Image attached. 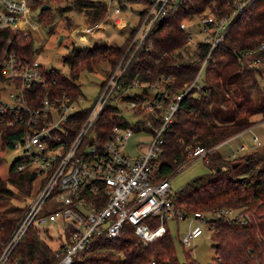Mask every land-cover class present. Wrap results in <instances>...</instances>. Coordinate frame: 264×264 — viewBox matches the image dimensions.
I'll list each match as a JSON object with an SVG mask.
<instances>
[{
  "label": "trees",
  "instance_id": "obj_1",
  "mask_svg": "<svg viewBox=\"0 0 264 264\" xmlns=\"http://www.w3.org/2000/svg\"><path fill=\"white\" fill-rule=\"evenodd\" d=\"M143 1L147 7L150 0ZM228 1L186 0L172 11L150 34L152 48L137 51L131 57L122 75L123 87L135 78L154 82L162 75H170L173 80L167 86L171 92L182 89L185 82L196 76L208 45H199L195 53L197 57L187 58L176 53L175 49L187 42L186 32L180 27L181 21L208 5L213 6L219 15L229 14L232 9ZM75 2V8L89 18L86 19L87 24L101 21L106 16L108 8L102 1ZM43 3L50 4V1L34 0L33 7H41ZM71 8L69 4L60 11ZM47 12H51V5L40 11V18ZM138 23L123 43L102 41L92 48L74 46L64 55L70 75L55 68L48 70L49 84L36 90L38 98L51 92H65L72 98L79 97L82 89L77 80L81 72L92 70L102 60L109 62L110 74L120 62L129 59L132 53L129 46ZM48 25L49 31H53L55 23L49 20ZM33 45L30 31L0 29V56L5 48L31 55ZM261 45H264V0H250L234 16L222 43L208 58L201 86L190 89L181 100L176 119L165 133L163 148L157 159L159 178L172 177L192 159L190 152L197 146L218 145L254 124V115L264 117V91L258 82L261 64L252 66L248 63V59L257 55H261L264 62V46L260 48ZM246 50H254V53L244 55ZM88 109L85 107L72 116L76 127L81 125ZM118 111L117 106L108 102L98 115L93 130L99 139L109 136L113 124L130 125ZM150 115L146 113L143 116L149 118ZM141 120L144 118L131 126L139 129ZM17 127L0 121V150L11 147L17 137ZM235 159H225L217 148L213 149L206 161L209 172L196 176L175 191L174 201L178 208L188 213L220 207L237 208L245 222L224 217L212 220L213 247L217 254L213 264H264V151L246 152ZM2 162L3 155L0 153V164ZM17 162L18 159H14L10 165L7 179L0 177V254L27 208H3L1 205L15 194L30 195L35 178L31 171L17 170ZM46 236H49L47 229L30 226L4 264H55L59 259L58 248H52ZM150 260H155L156 264H202L190 253H186L184 262L178 261L168 224L164 233L147 243L141 240L131 225H126L121 237L94 240L82 254L80 264H147Z\"/></svg>",
  "mask_w": 264,
  "mask_h": 264
},
{
  "label": "built area",
  "instance_id": "obj_2",
  "mask_svg": "<svg viewBox=\"0 0 264 264\" xmlns=\"http://www.w3.org/2000/svg\"><path fill=\"white\" fill-rule=\"evenodd\" d=\"M185 1H149L131 40L129 59L120 62L113 72L107 74L97 98L77 127L72 116L85 108L78 106L79 97L72 98L65 92H51L39 99L36 90L48 86L49 69L43 68L34 52L26 55L5 48L0 56V80L6 85L0 87V121L18 125L17 137L11 145L22 150L16 158V168L34 173L33 187H37V191L4 243L0 264L6 262L23 234L33 225L48 230L50 223H57L63 237L55 264H80L82 254L94 240L121 237L126 225H131L141 240L147 243L164 233L169 221L189 220V229L181 238V243L190 246L193 239L203 233L205 226L210 231L214 230L211 225L213 219L224 217L246 221L233 207L190 213L178 208L170 177L159 178L157 159L163 148L165 133L176 119L181 100L190 89L201 86L208 58L222 43L234 16L250 0H229L228 5L232 9L229 14L219 15L211 5L194 13L199 16L198 25L203 27L202 39L197 38L200 32H192L189 28L186 20L190 17L181 21L180 27L186 32L187 42L178 46L175 52L187 58L197 57L195 53L204 43L208 45V51L196 76L185 82L178 92H171L167 86L173 80L170 75H162L154 82L135 78L126 87L121 83L131 57L137 51L152 48L150 34ZM33 4L34 0H0V29L33 32L32 28L36 26L32 19L38 17L41 11L40 6L33 7ZM120 11L117 6L113 12ZM111 13L107 9V15L111 16ZM113 18L119 27L129 23L120 16ZM39 23L42 24L40 20ZM101 28L102 23L98 21L76 27L71 34H93ZM251 53L254 50H246L244 55ZM262 61L261 55L248 59L252 66ZM129 87H140L143 92L127 95ZM120 97L126 99L132 110L144 120L140 121L137 130L128 124H113L109 136L101 140L93 130V124L111 98L116 99L113 105L119 108ZM146 113L151 114L149 118L142 116ZM134 132L144 133L147 138L140 142L138 153L132 156L125 151V145ZM254 142L255 146L261 144L257 135ZM215 148L217 145L197 146L190 155L192 159L205 158L207 161ZM246 148L241 145L233 151V156ZM53 205H56L54 209ZM147 264H156V261L150 260Z\"/></svg>",
  "mask_w": 264,
  "mask_h": 264
},
{
  "label": "rangeland",
  "instance_id": "obj_3",
  "mask_svg": "<svg viewBox=\"0 0 264 264\" xmlns=\"http://www.w3.org/2000/svg\"><path fill=\"white\" fill-rule=\"evenodd\" d=\"M50 1L51 12H47L40 18L33 17V24L36 26L33 29L32 35L34 38V56L40 61L45 69H58L65 75H70L69 65L64 61V55L67 54L74 46L78 48H92L102 41L120 44L123 43L130 35L131 30L137 25L140 19V12L146 7V2L143 0H94L102 1L107 5L112 15L109 16L106 13V18L103 17L100 21L102 28L96 30L93 34H86L82 32L76 33L72 36L71 32L76 27H81L87 24L85 13L82 10L75 8V0H47ZM72 5L70 10L60 9L67 5ZM119 6L121 11L114 13L115 7ZM207 8V7H206ZM53 15V18L51 17ZM114 16H120L125 21H129L124 27H119L114 22ZM51 17V18H50ZM39 20L42 22L39 23ZM52 20L55 23L53 31H49L48 21ZM189 28L192 32H200L198 39L203 38L204 31L202 26L198 25L199 16L194 14L186 20ZM63 34V38L60 39V35ZM196 38V39H197ZM260 76L259 86L264 91V62L260 63ZM110 64L108 61H100L94 65L92 70L84 69L79 78L78 83L81 86L82 93L78 98L79 107H90L99 94L103 80L106 78L110 70ZM118 67V65L112 69V72ZM6 87V85L0 80V87ZM142 91L140 87H129L126 90L127 95L139 94ZM143 92V91H142ZM109 102L114 104L116 99H110ZM119 102V114L130 125L137 123L140 119L137 113L132 110L129 103L123 97L118 98ZM143 116V115H142ZM254 124L244 129L239 134H235L228 142H224L219 149V153L225 159H235L238 155L246 152L264 151V117L260 114L252 117ZM257 135L261 144L255 146L254 136ZM144 133L134 132L128 139L125 145V151L132 156H135L139 151L140 142L146 140ZM241 145H245L247 148L241 150L236 156H233V151L237 150ZM3 155V162L0 164V177L7 179L9 176V168L14 159L22 154L20 148L10 147L6 150H0ZM230 154V155H229ZM229 155V157H227ZM226 156V157H225ZM209 159V157H208ZM238 159V158H237ZM236 160V159H235ZM211 162V159L210 161ZM209 165L205 158H194L182 165L178 171L170 177L171 190L177 191L179 188L187 184L196 176L209 172ZM37 187H33L30 195L15 194L9 200L1 205L6 208L9 206H16L18 208H25L33 199L34 192L36 193ZM48 203H46L47 206ZM56 205H53V209ZM236 212H239L237 208L233 207ZM242 215L241 212H239ZM243 216V215H242ZM240 220V219H237ZM168 227L171 235L174 239V247L176 256L179 262H184L186 259V253H190L191 256L197 259L202 264H213L217 258L215 248L213 247L212 231L204 227L203 233L193 239L190 246L181 243V238L189 229V220H182L179 222L169 221ZM47 240L52 248L57 249L63 237V233L57 223H50L48 225Z\"/></svg>",
  "mask_w": 264,
  "mask_h": 264
},
{
  "label": "water",
  "instance_id": "obj_4",
  "mask_svg": "<svg viewBox=\"0 0 264 264\" xmlns=\"http://www.w3.org/2000/svg\"><path fill=\"white\" fill-rule=\"evenodd\" d=\"M49 7H50V4H49V3H43L42 6H41V10H46V9H48ZM63 36H64V35L61 34V35H60V39H62ZM235 165H236V163L233 164V166H235ZM218 168L220 169V167H218Z\"/></svg>",
  "mask_w": 264,
  "mask_h": 264
},
{
  "label": "crops",
  "instance_id": "obj_5",
  "mask_svg": "<svg viewBox=\"0 0 264 264\" xmlns=\"http://www.w3.org/2000/svg\"><path fill=\"white\" fill-rule=\"evenodd\" d=\"M239 133H240V132H239ZM239 133H237V134H239ZM237 134H236V135H237ZM236 135H235V136H236ZM233 137H234V136H232V137L226 139L225 141L221 142L220 144H218V145H217V149H219L220 146H221L224 142H228V141H229L231 138H233ZM229 155H230V154H229ZM229 155H228L227 157H229ZM225 157H226V156H225Z\"/></svg>",
  "mask_w": 264,
  "mask_h": 264
}]
</instances>
